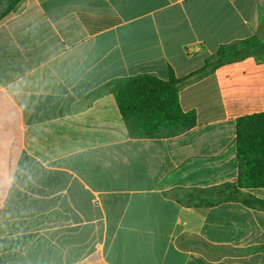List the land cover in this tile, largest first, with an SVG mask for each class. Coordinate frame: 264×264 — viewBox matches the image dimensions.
<instances>
[{
	"label": "crops",
	"instance_id": "obj_1",
	"mask_svg": "<svg viewBox=\"0 0 264 264\" xmlns=\"http://www.w3.org/2000/svg\"><path fill=\"white\" fill-rule=\"evenodd\" d=\"M264 30V0H21L0 20V264H264V188L236 184L253 56L180 84L196 123L129 136L107 82L177 79Z\"/></svg>",
	"mask_w": 264,
	"mask_h": 264
},
{
	"label": "trees",
	"instance_id": "obj_2",
	"mask_svg": "<svg viewBox=\"0 0 264 264\" xmlns=\"http://www.w3.org/2000/svg\"><path fill=\"white\" fill-rule=\"evenodd\" d=\"M21 0H0V20ZM253 56L264 62V39L251 36L220 45L204 60L201 68L177 79L171 70L166 81L152 74L113 79L91 91L87 100L92 103L105 93L113 95L129 136H155L171 128L174 133L191 128L196 123L193 111L184 112L179 101L180 84L213 72L218 67ZM235 146L238 161L236 184H226L217 194L233 197L240 188H264V111L242 115L235 120ZM244 204L264 207L260 200L250 198Z\"/></svg>",
	"mask_w": 264,
	"mask_h": 264
},
{
	"label": "rangeland",
	"instance_id": "obj_3",
	"mask_svg": "<svg viewBox=\"0 0 264 264\" xmlns=\"http://www.w3.org/2000/svg\"><path fill=\"white\" fill-rule=\"evenodd\" d=\"M260 36L261 39H264V30L258 34Z\"/></svg>",
	"mask_w": 264,
	"mask_h": 264
}]
</instances>
